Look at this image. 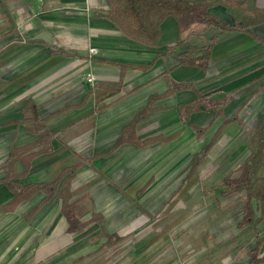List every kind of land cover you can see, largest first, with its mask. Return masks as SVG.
I'll use <instances>...</instances> for the list:
<instances>
[{"label":"crops","instance_id":"crops-1","mask_svg":"<svg viewBox=\"0 0 264 264\" xmlns=\"http://www.w3.org/2000/svg\"><path fill=\"white\" fill-rule=\"evenodd\" d=\"M108 10V0H0V264H109L160 225L206 239L165 241L148 264H250L243 194L221 184L237 177L264 117V23L221 34L199 68L184 54L198 57L214 32L180 34L170 16L145 46ZM209 13L233 24L221 5ZM193 214L201 224L188 223ZM67 216L81 231H68Z\"/></svg>","mask_w":264,"mask_h":264},{"label":"trees","instance_id":"trees-1","mask_svg":"<svg viewBox=\"0 0 264 264\" xmlns=\"http://www.w3.org/2000/svg\"><path fill=\"white\" fill-rule=\"evenodd\" d=\"M108 2L107 18L128 39L145 46L157 44L160 24L170 16L177 20L180 34L186 31L198 35L214 32L215 34L205 40L198 57H192V53L184 54L185 63L199 68L207 67L211 50L221 34L245 33L250 27L264 23V9L256 8L255 0H108ZM218 5L223 6L233 17L232 25L225 24L210 15L209 10ZM122 139L123 137L116 146L122 144ZM210 148L207 147L194 156L190 177ZM247 148L249 155L237 169V177L225 176L221 186L227 188L224 195L243 194V216L237 228L243 229L248 226L253 228L255 247L250 252V264H261L264 263V254L259 255V249L264 244V234L260 236L256 228L264 219V178L256 177V173L259 167H264V117L249 137ZM67 219L68 231H81L83 226H76L72 216H67ZM111 240L117 241L118 238L109 236L107 242Z\"/></svg>","mask_w":264,"mask_h":264},{"label":"rangeland","instance_id":"rangeland-1","mask_svg":"<svg viewBox=\"0 0 264 264\" xmlns=\"http://www.w3.org/2000/svg\"><path fill=\"white\" fill-rule=\"evenodd\" d=\"M195 213V212H194ZM162 215L159 217L155 218V221L158 225V223L164 222L165 219L163 217V219L161 220ZM193 218V219H192ZM196 214H193V216H189V218H185L188 220V223H195L197 224V222H199V224H201V217H199V220H196ZM202 218H206V215L203 216ZM180 217L177 218V220L175 219L174 222L172 224H176L178 225V227L180 226L181 220L179 221ZM185 222V220H184ZM163 226H159L158 227V231H156L155 233H153L154 235L150 236V231H146V233H142L140 236L141 242L142 244V248H140L138 250H135V248L133 247L132 243H130L128 240L124 241V244H122L121 248H117L115 249V252L113 253H109V264H112V262L118 257L121 256V258L124 259V261H127V264H132L134 262V260L136 259V261H138L139 259H141V263L140 264H148L149 260L153 257H157L158 254L161 253V249L159 248L160 246L164 245V242H172L173 245H177V243L179 241H186V244H190L192 245V243H196V241H200V239H206L204 237V235L206 234H199L200 231H194V232H188L186 233L185 231H177L178 228H175L172 232H164V230L162 229ZM196 228V227H195ZM194 228V229H195ZM193 229V230H194ZM207 233V232H204ZM143 240V241H142ZM163 247V246H162ZM145 248V249H144ZM172 252L169 253V256L175 257V250H178L179 248H172ZM136 251V253H135ZM140 252V253H139ZM134 255H137L136 258H134ZM179 254L177 253V256ZM152 261V260H151Z\"/></svg>","mask_w":264,"mask_h":264},{"label":"built area","instance_id":"built-area-1","mask_svg":"<svg viewBox=\"0 0 264 264\" xmlns=\"http://www.w3.org/2000/svg\"><path fill=\"white\" fill-rule=\"evenodd\" d=\"M97 53V49L96 48H90L88 50V54L90 57L94 56ZM87 81L91 84H94L95 79L93 76H91L90 74L87 75Z\"/></svg>","mask_w":264,"mask_h":264}]
</instances>
